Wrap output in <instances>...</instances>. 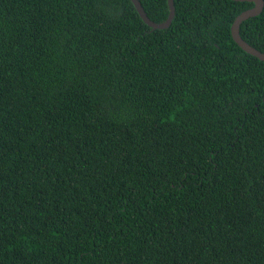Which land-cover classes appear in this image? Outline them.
I'll return each mask as SVG.
<instances>
[{"label":"trees","instance_id":"obj_1","mask_svg":"<svg viewBox=\"0 0 264 264\" xmlns=\"http://www.w3.org/2000/svg\"><path fill=\"white\" fill-rule=\"evenodd\" d=\"M174 6L0 0V264H264L254 4Z\"/></svg>","mask_w":264,"mask_h":264},{"label":"water","instance_id":"obj_2","mask_svg":"<svg viewBox=\"0 0 264 264\" xmlns=\"http://www.w3.org/2000/svg\"><path fill=\"white\" fill-rule=\"evenodd\" d=\"M130 1L134 5L137 13L141 17V19L144 21V23L147 24L149 27H151L153 30L168 28L170 24L172 23V20L175 16L174 0H168L169 15H168V18L164 22H161V23H155L152 20H150V18H148L139 0H130ZM231 1L249 2V3L254 4L253 8L243 11L235 18L231 26V35H232L234 42L243 51L259 59L260 61L264 62V52H261L258 49L254 48L253 46H251L250 44H248L246 41L242 39L240 35L241 24L249 18L259 16L263 12L264 0H231Z\"/></svg>","mask_w":264,"mask_h":264}]
</instances>
